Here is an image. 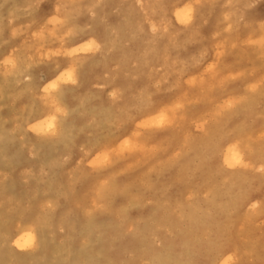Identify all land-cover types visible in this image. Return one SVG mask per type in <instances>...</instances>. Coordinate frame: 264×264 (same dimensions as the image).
Here are the masks:
<instances>
[{"label":"rangeland","instance_id":"1","mask_svg":"<svg viewBox=\"0 0 264 264\" xmlns=\"http://www.w3.org/2000/svg\"><path fill=\"white\" fill-rule=\"evenodd\" d=\"M3 1L0 74L29 46L35 66L0 88V264H264L263 107L242 101L264 86V0ZM85 59L58 78L56 64ZM38 116L53 128L33 131ZM230 147L242 164L227 165ZM23 228L35 242L19 250Z\"/></svg>","mask_w":264,"mask_h":264},{"label":"bare ground","instance_id":"2","mask_svg":"<svg viewBox=\"0 0 264 264\" xmlns=\"http://www.w3.org/2000/svg\"><path fill=\"white\" fill-rule=\"evenodd\" d=\"M3 1V0H2ZM43 1V0H42ZM56 1V0H55ZM228 1V0H227ZM10 2V1H9ZM27 2V1H26ZM146 2V1H145ZM229 2H230V6H231V8L233 9V5H234V3H235V0H229ZM228 2V3H229ZM2 3H4V1L2 2ZM31 3H32V1H31ZM40 3V2H39ZM65 3V2H64ZM70 3H72V0H71V2ZM198 3V2H197ZM15 4V3H14ZM33 4V3H32ZM54 4V3H53ZM59 4H60V2H59ZM255 4V3H254ZM40 5V4H39ZM57 5H58V2H57ZM61 5H62V3H61ZM61 5H58V6H60L59 8H57V11H56V19H57V21L58 22H60L61 24H63L64 22H66V17H68V18H70V15L71 14H69V12L67 13V16L66 17H64L65 16V13H64V10H63V7H64V4H63V7L61 6ZM66 5V4H65ZM129 5V4H128ZM226 5V4H225ZM16 6H17V4H16ZM26 6H28V5H26ZM34 7V6H33ZM32 8V7H31ZM193 8V7H192ZM192 8H186V10L184 11V12H175L174 13V16L180 21V22H182V21H188V19H187V15L188 14H186V12H188V11H191L192 10ZM28 9V8H27ZM30 9V8H29ZM28 9V10H29ZM52 9H54V8H52ZM88 9V8H87ZM33 10V9H32ZM15 11V10H14ZM14 11H13V13H14ZM21 10H19V12H20ZM37 11V10H36ZM51 11V10H50ZM88 11V10H87ZM153 11V10H152ZM193 11V10H192ZM231 11V10H230ZM30 13H31V11H29ZM54 12V11H53ZM67 12V11H66ZM229 12V11H228ZM232 12V11H231ZM13 13H12V15H13ZM17 13V12H16ZM78 13H79V11H78ZM8 14V13H7ZM33 14H35V13H33ZM48 14V13H47ZM68 14H69V16H68ZM225 14V13H224ZM31 15V14H30ZM192 16V15H191ZM11 17V16H10ZM10 17H8V18H10ZM46 17V16H45ZM65 18V19H64ZM7 19V18H6ZM41 20V19H40ZM227 20V19H226ZM226 20H224V21H226ZM12 21V20H11ZM10 21V22H11ZM70 21V20H69ZM4 22V21H3ZM71 22H72V25H73V28H75L74 26H76L77 24V22L74 20L73 21V19H71ZM2 23V22H1ZM31 23V22H30ZM227 23V22H226ZM66 24V23H65ZM184 25H186V23H183ZM229 24V23H228ZM261 24H264V23H261ZM31 25V24H30ZM56 25H57V23H56ZM60 25V24H59ZM64 25V24H63ZM62 25V26H63ZM170 25V24H169ZM259 25V24H258ZM10 26V25H9ZM230 26V25H229ZM29 27V26H28ZM61 27V26H60ZM27 28V27H26ZM2 29V28H1ZM10 29V28H9ZM12 29V28H11ZM58 29H60L59 27H58ZM3 30V29H2ZM28 30V29H27ZM26 30V31H27ZM232 30V29H231ZM230 30V31H231ZM260 30V29H259ZM53 31H56L57 32V29L56 30H54L53 29ZM64 31H66V30H64ZM227 31H228V29H227ZM80 32H81V30H80ZM55 33V32H54ZM101 33V32H100ZM56 34V33H55ZM59 34V33H58ZM71 34H72V31H71ZM71 34H70V36H71ZM19 35H20V33H19ZM69 35V34H68ZM67 35V36H68ZM89 35H91V36H93L92 34H90V33H88V34H85V37H89ZM102 35V34H101ZM235 35V34H234ZM23 36V35H22ZM62 36V35H61ZM9 37V36H8ZM64 37V36H63ZM248 37V36H247ZM3 38V37H2ZM21 38V37H20ZM23 38V37H22ZM21 38V39H22ZM53 38V37H52ZM55 38V37H54ZM53 38V39H54ZM66 38V37H65ZM213 38V37H212ZM18 39V38H17ZM69 39V38H68ZM93 39V38H92ZM9 40V39H8ZM34 40H35V38H34ZM94 40V39H93ZM99 40V39H98ZM32 41V40H31ZM48 41V40H47ZM56 41V40H55ZM55 41H53V42H55ZM60 41H63V40H60ZM101 43H99V42H97V43H99L100 44V46H101V44H103L101 47H103L107 52H110L111 50H110V48H109V46H107L108 44L107 43H103V41H101V40H99ZM1 42V41H0ZM39 42H41V41H39ZM39 42H38V44H39ZM44 42V41H43ZM64 42V41H63ZM62 42V43H63ZM9 43V42H8ZM7 43V44H8ZM31 43V42H30ZM45 43H48V42H45ZM52 43V42H51ZM59 43V42H58ZM256 42H254V44H255ZM261 43V42H260ZM1 44V43H0ZM34 44V43H33ZM32 44V45H33ZM252 45H254L253 43H251ZM41 45V44H40ZM44 45V44H43ZM94 45H95V47L97 46V44L96 43H94ZM26 46V45H25ZM263 46H264V44H263ZM24 47V46H23ZM60 47H61V44H60ZM72 47H74V46H72ZM262 47V46H261ZM27 48V47H26ZM35 48V47H34ZM56 48H58V46L56 47ZM259 48V47H258ZM39 49V48H38ZM52 49H55V48H53L52 47ZM3 51H5V50H3ZM1 52V51H0ZM27 52V53H26ZM19 54H17V51H15V50H12L11 52H9V56L7 55L5 58H6V65H8V70H6V71H4V72H2L1 74H0V78H2V80H0V88H2V87H4V85H5V80H10L11 81V79H12V77H17V76H19V75H17V73L19 72L20 74H25V75H29L28 73H29V70L27 69V67H31L32 66V68L35 66V62L33 61V60H35L34 58H33V53H32V48L29 46L28 47V49H22V50H19V52H18ZM28 53H31L32 55H30V54H28ZM36 53V52H35ZM78 53V52H77ZM85 52H83V54H84ZM204 53V52H203ZM35 55V54H34ZM67 57L68 58H70L71 56H72V53H68L67 52ZM76 55V54H75ZM122 55V54H121ZM260 55H262V54H260ZM98 56V55H97ZM19 57V58H18ZM20 57L22 58V59H20ZM35 57V56H34ZM42 57V56H41ZM48 57V56H47ZM81 57V56H80ZM99 57V56H98ZM36 58V57H35ZM50 58V57H49ZM101 58V57H100ZM103 58L104 59H106V60H108V58H106L105 56H103ZM162 58V57H161ZM38 59V58H37ZM41 59V58H40ZM39 59V60H40ZM57 59V58H56ZM60 59V58H59ZM99 59V58H98ZM46 61H48V60H46ZM50 61H52V60H50ZM73 61V60H72ZM71 61V62H72ZM0 62H2V63H4V61H1V59H0ZM37 62V61H36ZM41 62V61H40ZM40 62H38V63H40ZM45 63V62H44ZM54 63V62H53ZM56 63V62H55ZM58 63V62H57ZM69 64V63H68ZM53 67H54V65H52ZM89 66H90V64H89V60H87V59H85L84 61H82V60H78V61H76L75 60V63L74 62H72V64L71 65H69L68 67V69L67 68H64V66L63 65H57L56 64V66L55 67H57V71H58V74H57V76H58V78H61L63 75H67V78L68 79H70L71 78V74H72V72H73V69L74 70H76L77 71V69H78V71H84V73H85V71H88V68H89ZM64 68V69H63ZM89 70H90V68H89ZM56 71V72H57ZM81 74V73H80ZM79 74V75H80ZM13 75H15V76H13ZM73 75V74H72ZM27 77V76H26ZM9 78H11V79H9ZM189 78V77H188ZM261 78H263V76H261ZM16 79V78H15ZM67 79V80H68ZM16 80H19L18 78L16 79ZM22 80V79H21ZM21 80H19L20 82H22ZM75 80V79H74ZM15 81V80H14ZM19 81H18V83H19ZM28 82H29V80H27ZM263 81H264V78H263ZM16 82V81H15ZM27 82V83H28ZM67 83V82H66ZM28 84H30V83H28ZM59 84V83H58ZM63 84V83H62ZM72 84H74V83H72ZM256 84H257V82H256ZM16 85V84H15ZM54 85V84H53ZM248 85V84H247ZM56 85H54V87H55ZM77 86V85H76ZM79 86V85H78ZM33 87V86H32ZM58 87H59V85H58ZM58 87H55L56 89L58 88ZM245 87V88H244ZM247 87L249 88V86H246V85H244L243 86V88H244V90H245V93H244V98H243V102L244 103H246L247 105H250V106H252L251 107V109H250V111L251 112H258V113H260V114H262L257 108H258V106L261 104L262 105V107H263V116H264V86H258V85H253L252 87H250L249 88V92L250 93H247L246 92V89H247ZM30 88V87H29ZM78 88H80V87H78ZM23 89V88H22ZM26 89V88H25ZM31 89V88H30ZM33 89V88H32ZM76 90H78V89H76ZM248 90V89H247ZM3 90H1V92H2ZM6 91H8V90H6ZM38 93H39V91H37ZM11 93V92H10ZM54 95H52V97L51 98H53V99H55L57 102L58 101H60V103L61 102H63V100L65 99V97H63L64 96V93H63V91L61 90H55L54 92ZM77 93V92H76ZM1 94V93H0ZM29 94H30V92H29ZM28 94V95H29ZM35 94V93H34ZM36 95V94H35ZM2 96V95H1ZM10 96V95H9ZM37 96V95H36ZM6 97V96H5ZM30 97V96H29ZM30 98H34L35 99V97H30ZM75 98V97H74ZM37 99V98H36ZM14 100V99H13ZM32 100V99H31ZM41 100H44V98H41L40 99V101ZM1 101H2V99H1ZM43 104L45 103L44 101H41ZM2 103H4V101H2ZM40 103V102H39ZM41 103V104H42ZM59 103V102H58ZM76 103V102H75ZM11 104V103H10ZM31 104H33V103H31ZM30 104V106H32ZM62 104V103H61ZM2 105V104H1ZM0 105V106H1ZM22 105V104H21ZM55 105V104H54ZM5 106V105H4ZM39 107V109H41L40 108V104L38 105ZM49 106V105H48ZM59 106H65V105H59ZM6 107H7V105H6ZM51 107V106H50ZM32 108V107H31ZM46 108H47V106H46ZM66 108V107H65ZM162 108V107H161ZM30 109V108H29ZM48 109V108H47ZM52 109V108H51ZM1 110H3V109H1ZM31 110V109H30ZM29 110V111H30ZM67 110V109H66ZM69 110V109H68ZM124 110H127V108H125ZM10 111V110H9ZM19 111V110H18ZM28 111V110H27ZM40 111H43V110H40ZM138 111H140L141 112V110L139 109ZM145 111L146 112H148L149 113V110L148 109H145ZM164 111V110H163ZM22 112H23V110H22ZM158 112V111H157ZM167 112V111H166ZM166 112H165V114H166ZM139 113V112H138ZM19 114V113H18ZM22 114V113H21ZM29 114V113H28ZM31 114V113H30ZM67 114V113H66ZM65 113H64V115H66ZM147 114V113H146ZM39 115V114H38ZM57 115V114H56ZM143 115V114H142ZM142 115H140V116H142ZM167 115V114H166ZM17 116V115H16ZM30 116V115H29ZM40 116V115H39ZM37 117L36 119H35V123L32 125V129H33V131H45V130H50V129H52L53 128V126H54V124L52 123V122H48L47 120L45 121H41V118L40 117ZM60 116H61V113H60ZM59 116V117H60ZM144 116V115H143ZM145 116H148V115H145ZM151 116V115H150ZM258 116V115H257ZM20 117V116H19ZM18 118V117H17ZM16 118V119H17ZM22 118V117H21ZM62 118H63V115H62ZM218 118L219 119H225L224 117H223V114H221V113H219L218 114V117H217V120H218ZM6 119V118H5ZM27 119V118H26ZM125 119V118H124ZM123 119V120H124ZM126 119H128V118H126ZM159 119V118H158ZM228 119H229V121H233L232 119H233V116H230V117H228ZM250 119V118H249ZM12 120V119H11ZM10 120V121H11ZM15 120V119H14ZM25 120V119H24ZM23 120V121H24ZM43 120V119H42ZM62 120V119H61ZM160 120V119H159ZM158 120V121H159ZM161 120H162V118H161ZM1 121V120H0ZM125 121H127V120H125ZM221 120H219V121H217V124L220 122ZM239 120H236V122H238ZM12 122V121H11ZM14 122V121H13ZM17 122V121H16ZM21 122V121H20ZM2 123H3V121H2ZM18 123V122H17ZM23 123H25V122H23ZM32 123V122H31ZM62 123H63V121H62ZM123 123V122H122ZM162 124V123H161ZM160 124V125H161ZM237 124V123H236ZM19 125V124H18ZM25 125V124H24ZM120 125V124H119ZM21 126V125H20ZM63 126V125H62ZM118 126V125H117ZM2 127H3V124H2ZM1 127V128H2ZM31 127V126H30ZM56 127V126H55ZM60 127V126H59ZM218 127H219V125L216 127V130H218ZM0 128V129H1ZM235 128V134H238V135H241V133H243L244 132V124H241V123H238V125L236 126V127H234ZM117 129V128H116ZM1 130H3V129H1ZM6 130V129H5ZM62 130H64V129H62ZM61 130V133L63 132ZM70 130V129H69ZM65 131V130H64ZM119 131V130H118ZM202 131H205V130H202ZM26 132V131H25ZM124 132H125V130H124ZM2 133V132H1ZM114 133H116V132H114ZM201 133H203V132H201ZM206 133V132H205ZM260 133V132H259ZM29 134V133H28ZM64 134V133H63ZM63 134H60L62 137H63ZM130 134V133H129ZM48 135V134H47ZM60 135H59V140L62 138V137H60ZM115 135V134H114ZM119 135V134H118ZM131 135V134H130ZM188 135V134H187ZM257 135V134H256ZM23 136H25V134L23 135ZM71 135L69 134V137H70ZM119 136H121V135H119ZM0 137H2V136H0ZM131 137H132V135H131ZM23 138V137H22ZM30 138V137H29ZM28 138V139H29ZM53 138V137H52ZM64 138H66V137H64ZM63 138V139H64ZM114 138H115V136H114ZM118 138V137H117ZM129 138V137H128ZM185 138V137H184ZM261 138V137H260ZM27 139V140H28ZM46 139V138H45ZM50 139V138H49ZM55 139V138H54ZM116 139V138H115ZM129 139H131V138H129ZM256 139H259V136L256 138ZM255 139V140H256ZM122 140V139H121ZM47 141V140H46ZM58 141V140H57ZM62 141V140H61ZM97 141V140H96ZM108 141H110V139L108 140ZM207 141V140H206ZM43 142H45V141H43ZM60 141H58V143H59ZM72 141H70V143H71ZM120 142V141H119ZM235 142V141H234ZM250 142H251V138H250V136H249V138H248V136L246 137V138H242L241 136H240V140H238V145H241V147H244V145L246 146H248L249 148H252L251 146H250ZM30 143H31V139H30ZM56 143V142H55ZM96 143V142H95ZM216 143V142H215ZM51 144H53V143H51ZM50 144V145H51ZM59 144H62V142L61 143H59ZM108 144V143H107ZM29 145V144H28ZM32 145V144H31ZM55 145V144H54ZM65 145V144H64ZM133 145V144H132ZM232 145V144H231ZM234 145H237V143L236 144H234ZM38 146V145H37ZM66 146V145H65ZM228 146H230V145H228ZM32 147H33V145H32ZM64 147V146H63ZM94 147V146H93ZM248 147H245V149L246 148H248ZM248 148V149H249ZM225 149V148H224ZM247 149V150H248ZM102 150H104V149H102ZM106 150V149H105ZM107 151V150H106ZM222 151V150H221ZM237 152H239L237 149H236V147H230L229 149H227V156H226V162H227V165L228 166H231V165H235L236 166V164H240L241 163V161H240V158L241 157H239L238 156V153ZM105 154V153H104ZM110 154V153H109ZM222 154V153H221ZM108 155V154H107ZM225 155H226V153H225ZM218 157V156H217ZM220 157V156H219ZM244 158V157H243ZM219 161V160H218ZM245 163V162H244ZM242 164V163H241ZM248 164V163H247ZM247 164H246V166H247ZM243 165H245V164H243ZM242 165V166H243ZM260 165V164H259ZM223 166V165H222ZM241 166V165H240ZM261 166V165H260ZM227 167V166H226ZM232 167V166H231ZM239 167V166H238ZM258 167V166H257ZM237 168V167H236ZM241 168H244V167H241ZM252 168H253V166H252ZM256 168V167H255ZM249 169V168H248ZM251 169V168H250ZM148 170H151V169H148ZM252 171H254V169L252 170ZM262 173V172H261ZM225 180H226V178H225ZM101 182V181H100ZM49 186V185H48ZM222 186V185H221ZM49 191V190H48ZM207 191H210V190H207ZM207 191H206V193H207ZM192 193V192H191ZM5 194V193H4ZM188 195V194H187ZM186 195V196H187ZM12 196H14V195H12ZM11 197V196H10ZM9 197V198H10ZM13 198V197H12ZM2 199V198H1ZM14 200V199H13ZM14 202V201H13ZM17 203H19V202H17ZM260 203V202H259ZM28 207V206H27ZM236 207V206H235ZM250 207V206H249ZM256 208H257V205L255 206ZM258 207H259V205H258ZM251 208V207H250ZM249 208V209H250ZM25 209V208H24ZM20 210V209H19ZM28 210V209H27ZM246 210V209H245ZM26 211V210H25ZM173 211V210H172ZM250 211V210H249ZM256 211H258V210H256ZM255 211V212H256ZM247 212V211H246ZM5 213V212H4ZM249 213H251V212H249ZM253 213V212H252ZM22 214V213H21ZM21 214H20V217H21ZM24 214V213H23ZM41 215V214H40ZM246 215H247V213H246ZM245 215V217H247ZM6 217H7V215H6ZM73 217V216H72ZM23 218V217H22ZM35 218H36V216H35ZM76 218V217H75ZM154 218V217H153ZM248 218V217H247ZM249 219V218H248ZM32 220V219H31ZM47 220V219H46ZM69 220V219H68ZM67 220V221H68ZM97 220V219H96ZM100 220H102V219H100ZM251 220L252 219H250L249 221L251 222ZM49 221V220H48ZM48 221H46L45 223L46 224H50ZM74 221V220H73ZM112 221V220H111ZM120 221V220H119ZM248 221V220H247ZM70 222H72V221H70ZM253 222V221H252ZM65 223V222H64ZM110 223V222H109ZM32 224V223H31ZM44 224V223H43ZM144 225V224H143ZM162 225V224H161ZM38 226H40V225H38ZM43 226H45V225H43ZM79 226V225H78ZM81 226V225H80ZM245 226V225H244ZM37 226H35V228H36ZM242 227V226H241ZM240 227V228H241ZM20 228V227H19ZM34 228V229H35ZM44 228V227H43ZM52 228V227H51ZM80 228V227H79ZM118 228V227H117ZM246 228V227H245ZM18 229V228H17ZM34 229H33V232H34ZM69 229H70V227H69ZM32 230V229H31ZM31 230L29 229V228H23V229H21V230H19L18 232H17V235H16V237H14V239H13V243H14V245L19 249V250H23V249H25V248H27V247H29V246H32L33 244H34V242H35V235H33L32 234V232H31ZM80 230V229H79ZM135 230V229H134ZM169 230V229H168ZM39 231V229H38V227L35 229V232H38ZM71 231V230H70ZM76 231V230H75ZM82 231V230H81ZM96 231V230H95ZM254 231H256V230H254ZM49 232V231H48ZM77 232V231H76ZM8 233V232H7ZM6 233V234H7ZM11 233V232H10ZM41 233V232H40ZM71 233V232H70ZM75 233V232H74ZM82 233V232H81ZM93 233V232H92ZM121 233V232H120ZM133 233V232H132ZM208 233V232H207ZM223 233V232H222ZM226 233V232H225ZM12 234V233H11ZM69 234V233H68ZM126 234V233H125ZM259 234V233H258ZM257 234V235H258ZM40 235V234H39ZM44 235V234H43ZM79 235H81L80 234V232H79ZM124 235V234H123ZM134 235V234H133ZM239 235V234H238ZM4 236V235H3ZM8 236H10L9 235V233H8ZM8 236H7V238H8ZM102 236V235H101ZM208 236V235H207ZM5 237V236H4ZM47 237V236H46ZM105 237V236H104ZM107 237V236H106ZM239 237V236H238ZM49 238V237H48ZM68 238V237H67ZM75 238V237H74ZM196 238V237H195ZM208 238H209V236H208ZM207 238V239H208ZM241 238V237H240ZM4 239V238H3ZM70 239V238H69ZM258 239V238H257ZM210 240V239H209ZM246 239H243V241H245ZM1 241H4V240H1ZM44 241V239L42 240V242ZM50 242V241H49ZM48 242V243H49ZM190 242V241H189ZM54 243H55V241H54ZM44 244H46V242H44ZM43 244V245H44ZM62 244V243H61ZM67 244V243H66ZM195 244V243H194ZM12 245V244H11ZM58 245V244H57ZM105 245V244H104ZM14 246V247H15ZM61 246V245H60ZM185 246V245H184ZM187 246V245H186ZM42 247V246H41ZM65 247H67V246H65ZM182 247H183V245H182ZM234 247H236V246H234ZM233 247V248H234ZM55 248V247H54ZM53 248V249H54ZM56 248L58 249V246H56ZM190 248V247H189ZM188 248V249H189ZM63 249H64V247H63ZM68 249V248H67ZM82 249V248H81ZM176 249V248H175ZM186 249V248H185ZM187 249V250H188ZM194 249V248H193ZM66 250V249H65ZM78 250H80V249H78ZM176 250H178V249H176ZM235 250V249H234ZM66 251H68V250H66ZM137 251V250H136ZM140 251V250H139ZM182 251H184V250H182ZM190 251H191V249H190ZM233 251V250H232ZM186 252V251H185ZM249 252V251H248ZM251 252V251H250ZM2 253H5V252H2ZM6 253H9L10 254V252H7L6 251ZM50 253H51V251H50ZM191 253V252H190ZM104 254V253H103ZM182 254H184V253H182ZM186 254V253H185ZM197 254V253H196ZM202 254V253H201ZM235 254H236V252H235ZM0 255H1V253H0ZM3 255V254H2ZM59 255H61V253L59 254ZM59 255H57V256H59ZM75 255H76V253H75ZM157 255H158V253H157ZM177 255V254H176ZM209 255V254H208ZM233 255V254H232ZM248 255V254H247ZM11 256V255H10ZM45 256H46V254H45ZM159 256V255H158ZM161 256V255H160ZM186 256V255H185ZM249 256V255H248ZM1 257V256H0ZM44 257V256H43ZM51 257V256H50ZM59 257H61V256H59ZM84 257V256H83ZM181 257V256H180ZM222 257V256H221ZM226 257V256H225ZM239 257V256H238ZM163 258V257H162ZM161 258V261L163 260ZM185 258L186 257H184V260H185ZM51 259H55V255L53 256V258H51ZM146 259V258H145ZM188 259H189V257H188ZM160 260V259H159ZM172 260H173V258H172ZM180 260H181V258H180ZM208 260V259H207ZM239 260V259H238ZM249 260V259H248ZM58 261V260H57ZM61 261V260H60ZM62 261H64V260H62ZM73 261H74V259H73ZM79 261V260H78ZM160 261V262H161ZM218 261V260H217ZM250 261V260H249ZM257 261V260H256ZM68 262V261H67ZM153 262V261H152ZM160 262H158V263H160ZM178 262V261H177ZM181 262V261H180ZM185 262V261H184ZM230 262V261H229ZM49 263V262H48ZM63 263V262H62ZM69 263H71V262H69ZM75 263H77L76 262V260H75ZM89 263V262H88ZM154 263V262H153ZM173 263V262H172ZM188 263V262H187ZM231 263V262H230ZM236 263V262H235ZM258 263H260V262H258ZM68 264V263H67ZM80 264V263H79ZM83 264H84V262H83ZM162 264V263H161ZM170 264V263H169ZM219 264V263H218ZM225 264H226V262H225Z\"/></svg>","mask_w":264,"mask_h":264}]
</instances>
